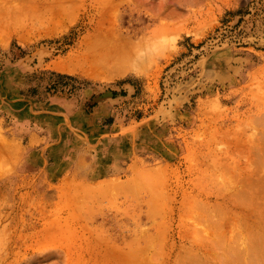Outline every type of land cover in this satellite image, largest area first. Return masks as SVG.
<instances>
[{
	"label": "rangeland",
	"instance_id": "rangeland-1",
	"mask_svg": "<svg viewBox=\"0 0 264 264\" xmlns=\"http://www.w3.org/2000/svg\"><path fill=\"white\" fill-rule=\"evenodd\" d=\"M108 55L98 78L56 65ZM263 140L264 0H0V264L260 253Z\"/></svg>",
	"mask_w": 264,
	"mask_h": 264
},
{
	"label": "bare ground",
	"instance_id": "bare-ground-1",
	"mask_svg": "<svg viewBox=\"0 0 264 264\" xmlns=\"http://www.w3.org/2000/svg\"><path fill=\"white\" fill-rule=\"evenodd\" d=\"M42 11H43V10H42ZM42 11H41V13H42ZM44 11H45V10H44ZM10 16H11V15H10ZM13 17H14V16H13ZM13 17H12L11 19H13ZM5 18L8 19L7 17H5ZM18 18H19L18 20H20V17H19V16H18ZM16 19H17V18H16ZM13 20H15V19H13ZM4 21H5V20H3V22H4ZM6 21H7V20H6ZM6 21H5V22H6ZM18 22H19V21H18ZM11 23H14V24L16 25L17 22L14 21V22H11ZM6 24H7V23H6ZM14 24H13V25H14ZM7 29H8V28H7ZM11 29H14V28H11ZM8 31H9V30H8ZM113 49H114V50H117L116 48H113ZM119 49H120V48H119ZM119 49H118V50H119ZM118 50H117V52L119 53L121 50H119V51H118ZM115 52H116V51H115ZM115 52H114L113 50H112V52H110V53L112 54V57H113V58H114V56H116V55L114 54ZM110 53H108V54H110ZM125 54H126V53H125ZM121 55H122V54H121V52H120V56H121ZM109 57H110V55H108V57L106 56V57H104V58H100V60H99V58H98V59L96 58L97 61H96V60H95V61L93 60V61H91V62H89V63L87 62L88 64H86L84 61L81 62L83 59H82L81 61L78 60V61L75 62V63L73 62V60H71L73 63H70V62H71V61H70V62H68L69 64H64V61H62L63 63L58 62V63H60V64L57 63L56 65H57L58 67H57L56 65H55V67H57V68H59V70H63V71L77 72L78 69H80V70L83 69V70H84V67L86 66V67H89V69H90V71H87V73H88V72H92V74L96 77V74H98V72H99L100 70H101V72H102V70L106 68V67H104L105 64L107 63V59H106V58H108V60H110ZM112 57H111V60L114 62V60H113ZM125 57H126V55H125ZM116 58H117V57H116ZM118 58H119V55H118ZM118 58H117V60H118ZM70 59H71V58H69V60H70ZM78 59H79V58H78ZM94 59H95V57H94ZM105 59H106V60H105ZM114 59H115V58H114ZM119 59H121V61L117 64V68H118V69H122V65H124V64L121 63L123 58H119ZM125 59H126L125 62H127V61H128V60H127L128 58H125ZM125 59H124V60H125ZM76 60H77V59H76ZM84 60H85V58H84ZM98 60H99V61H98ZM111 60H110V61H111ZM124 60H123V61H124ZM85 61H86V60H85ZM88 61H89V60H88ZM110 61H109V62H110ZM112 61H111V62H112ZM125 62H123V63H125ZM84 64H86V65H84ZM110 64L113 65V63H110ZM106 65H107V64H106ZM128 65H129V63H128ZM128 65H126V66L128 67ZM113 66H115V64H114ZM109 67L111 68V66H109ZM129 67H130V66H129ZM129 67H128V68H129ZM107 68H108V67H107ZM107 68L105 69L106 71H108V69H110V68H108V69H107ZM112 68H113V67H112ZM112 68H111V69H112ZM123 68H124V67H123ZM128 68H125L124 70L127 69V71L129 72V69H128ZM114 69H115V68H114ZM114 69H113V70H114ZM105 70H104V71H105ZM113 70H112V71H113ZM124 70H122V71L119 73V75H120V74H123V75H124L125 72H127V71H124ZM106 71H105V72H106ZM110 71H111V70H110ZM123 71H124V72H123ZM114 72H115V71H114ZM84 73H85V72H84ZM108 73H109V71H108ZM89 75H90V74H89ZM115 75H116V73L114 74V76H115ZM85 76H86V75H85ZM94 76H93V77H89V78H95ZM116 76H117V75H116ZM96 78H98V77H96ZM263 141H264V140H263ZM263 141H262V146H263V147L261 146V149H262V150L264 149V142H263ZM256 142H257V141H255V143H256ZM244 143H245V142H244ZM247 143H248V142H247ZM258 144L260 145L261 142H260V143L258 142ZM0 146H1V145H0ZM252 147H255V146L252 145ZM252 147L250 146V148H252ZM258 148H259V147H258ZM258 148H256V149L253 148V150L256 151ZM4 149H5V148H4ZM14 149H15V147H14ZM235 149H236V148H235ZM261 149H259V150H257V151H260ZM253 150H252V152H253ZM262 150H261V151H262ZM257 151H256V152H257ZM261 151H260V152H261ZM252 152H250V153H252ZM263 152H264V150L261 152V154H262ZM2 153H4V151H3ZM253 154L255 155V153H253ZM258 154H260V153H258ZM258 154L256 153L257 156H258ZM261 154H260V156H261ZM1 155H2V154H1ZM1 155H0V156H1ZM254 155H253V156H254ZM260 156H259V157H260ZM254 158H255V159H254V161H255V160H256V156H255ZM257 158H258V157H257ZM260 158H261V157H260ZM263 158H264V153H263L262 159H263ZM262 159H261L260 162L263 161ZM257 160H258V159H257ZM257 160H256V161H257ZM245 161H246V160H245ZM215 166H216V165H215ZM217 166H218V165H217ZM157 167H158V166H157ZM155 168H156V167H155ZM155 168H154V169H155ZM216 168H217V167H216ZM157 169H158V168H157ZM159 169H160V168H159ZM254 169H255V167H254ZM152 170H153V168H152ZM155 171L157 172V170H155ZM155 171H154V172H155ZM161 171H162V170H161ZM159 172H160V171H159ZM159 172H158V173H159ZM163 172H164V171H163ZM257 172H258V171H257ZM260 172H261V171H260ZM158 173L156 174V176L158 175L156 178H157V180H159V181H158V183H159V182H160V178H161V176H160L161 173H160V174H158ZM256 175H257V174H256ZM263 175H264V174H263ZM263 175H262V177H264ZM159 176H160V178H159ZM244 176L246 177V175H244ZM244 176H243V177H244ZM245 177H244V179H245L244 181H246V180L249 181V178L251 179V177H248V175H247L248 178H245ZM158 178H159V179H158ZM162 178H163V177H162ZM163 179H165V178H163ZM253 179H254V177H253ZM253 179H252V180H253ZM255 179H256V178H255ZM260 179H262V178H260ZM165 180H166V179H165ZM240 180H241V178H240ZM257 180H258V179H257ZM263 180H264V178H263ZM263 180H262V181H263ZM250 181H251V180H250ZM253 181H254V180H253ZM253 181H252V182H253ZM260 181H261V180H260ZM161 182L163 183L162 179H161ZM161 182H160V183H161ZM225 182H226V181H225ZM242 182H243V181H242ZM255 182H256V184L253 183L255 186L258 185L261 189L263 188V187H261L260 184H258L259 181H258V182L255 181ZM162 183H161V184H162ZM232 183H233V182H232ZM236 183H237V182H236ZM259 183H260V182H259ZM223 184H224V182H223ZM246 184L248 185V188H247V189H249V190L246 191L245 193H247V192H249L250 190H252V189L249 188L250 186H252V183H251L250 185H249V182L246 183ZM114 185H115V184H114ZM114 185H113V186H114ZM116 185H117V184H116ZM157 185H158V184H157ZM163 185H164V183H163ZM163 185H162V186H163ZM247 185H245V186L247 187ZM110 186H112V184H111ZM155 186H156V185H155ZM158 186H159V185H158ZM158 186H157V187H158ZM227 186H228V185H227ZM233 186H234V185H233ZM245 186H243L242 188L245 189V188H246ZM258 186H256V188H258ZM197 187H198V186H197ZM229 187H230V186H229ZM234 187H235V186H234ZM161 188H162V187H161ZM232 188H233V187H232ZM252 188H254V187H252ZM256 188H255V189H256ZM86 189H87V188H86ZM112 189L114 190V189H115V186H114ZM153 189H154V188H153ZM157 189H158V188H157ZM226 189H227V188H226ZM255 189H254L253 191H255ZM258 189H259V188H258ZM118 190H119V189H118ZM151 190H152V189H151ZM151 190H150V191H151ZM162 190H163V189H162ZM215 190H216V189H215ZM215 190H214V191H215ZM219 190H220V189H219ZM239 190H241V191H240L241 194L244 193V191H242V189H239ZM262 190H263V189H262ZM85 191H89V190H85ZM85 191H84V192H85ZM155 191H156V190H155ZM204 191H205V189H204ZM257 191H258V190H257ZM158 192H159V191H158ZM158 192H157V193H158ZM161 192H162V191H161ZM260 192H261V191H260ZM260 192H259V193H260ZM164 193H165V192H164ZM232 193H233V192H232ZM236 193H238V191H237ZM245 193L243 194L242 199L240 198V199H241V202H242V203L239 202L240 205L243 204V202H246V201H242L243 199L248 201V198H251V197H248V195H246ZM253 193H254V192H253ZM253 193H252V194H253ZM263 193H264V192H263ZM149 194H150V192H149ZM151 194H152V193H151ZM220 194H221V193H220ZM241 194H240V196H242ZM160 195H161V194H160ZM162 195H163V194H162ZM233 195L237 197L236 194H233ZM245 195L247 196V198L245 197ZM257 195H260L259 197H260V199L262 200V202L264 203V201H263V199H262V197H264V195H262V193L257 194ZM257 195H255V196H257ZM167 196H168V195L166 194L165 197H167ZM216 196H217V195H216ZM216 196H215V197H216ZM228 196H229V195H228ZM250 196H251V195H250ZM252 196H254V195H252ZM255 196H254V197H255ZM159 197H160V196H159ZM163 197H164V195H163ZM220 197H221V196H220ZM222 197H223V196H222ZM225 197H226V196H225ZM244 197H245V198H244ZM254 197H252V198H253L252 200H256V199H258L257 197H256V198H254ZM231 198H233V197H231ZM234 198H235V197H234ZM161 199H162V198H161ZM164 199H165V198H164ZM164 199H163V200H164ZM224 199H225V198H224ZM260 199H258V200H260ZM168 200H169V199H168ZM199 200H200V199H199ZM215 200H216V199H215ZM250 200H251V199H250ZM261 200H260V201H261ZM155 201H156V199L153 200L152 202H154V204H156ZM169 201H170V200H169ZM233 201H235V200H233ZM160 202H161V201H160ZM193 202H194V199H193ZM195 202H196V201H195ZM201 202H202V201H201ZM219 202H220V201H219ZM235 202H237V201H235ZM249 202H250V201H249ZM249 202H248V203H249ZM253 202H254V203H253L252 205H250V207H252V206L255 204L256 201H253ZM198 203H199V201H198ZM198 203H196V204H198ZM239 203H238V205H239ZM246 203H247V202H246ZM257 203H258V201L256 202V204H257ZM154 204H152V205L155 206ZM162 204H163V203H162ZM194 204H195V203H194ZM196 204H195V205H196ZM201 204H202V203H201ZM201 204H199V205H201ZM205 204H206V203H205ZM213 204H214V203H213ZM256 204H255V205H256ZM139 205H140V204H139ZM139 205H138V206H139ZM152 205H151V206H152ZM160 205H161V204H160ZM160 205H159V206H160ZM199 205H198V206L196 205L197 208L199 207ZM218 205H219V204H217V206H218ZM220 205H221V204H220ZM244 205H245V204H244ZM247 205H248V204H247ZM255 205L252 207V209H249V208H248V209L251 210V211L253 212V211H255L254 208L256 207V209H258V211H260L259 208H261V207L264 206L263 204H262V205L260 204L261 207H258V206H257L258 204H257L256 206H255ZM156 206H158V205H156ZM182 206H183V205H182ZM201 206L204 207V203H203ZM201 206H200V208H201ZM248 206H249V205H248ZM160 207H162V205H161ZM160 207H159V208H160ZM219 207H220V206H219ZM219 207H218V208H219ZM244 207H245V206H244ZM244 207H243V208H244ZM150 208H151V207H150ZM152 208H154V207H152ZM156 208H157V207H156ZM207 208H208V206H207ZM240 208H241V206H240ZM245 208H247V207H245ZM263 208H264V207H263ZM263 208H262V209H263ZM203 209H204V208H203ZM203 209H202V210H203ZM241 209H242V208H241ZM162 210H163V207H162ZM202 210H201V211H202ZM205 210H206V208H205ZM213 210H214V209H213ZM215 210H216V208H215ZM220 210H221V209H220ZM226 210H227V209H226ZM239 210H240V209H239ZM246 210H247V209H246ZM148 211H149V210H148ZM148 211H147V212H148ZM236 211H237V210H236ZM158 212H159V210H158ZM223 212H224V210H223ZM223 212H222V213H223ZM252 212H251V213H252ZM201 213H202V212H201ZM201 213H200V214H201ZM216 213H217V212H216ZM230 213H231V212H230ZM232 213H233V212H232ZM239 213H241V212H239ZM251 213H250V214H251ZM254 213H255V212H254ZM256 213H257V211H256ZM256 213H255V214H256ZM262 213H264V209H263ZM206 214H207V213H206ZM219 214H220V213H219ZM225 214H226V213H225ZM243 214H244V212H243ZM148 215H149V214H148ZM154 215H155V214H154ZM233 215H234V213H233ZM246 215H247V214H246ZM150 216H151V215H150ZM152 216H153V215H152ZM201 216H202V215H201ZM213 216H214V215H213ZM216 216H218V214H216ZM221 216H222V215H221ZM239 216L241 217L242 214H239ZM247 216H249V214H248ZM247 216H246V217H247ZM263 216H264V215H263ZM228 217H229V216H228ZM234 217H235V216H234ZM253 217H254V215H253ZM160 218H161V217H160ZM199 218H200V217H199ZM207 218H208V217H206L205 220H206ZM209 218H210V217H209ZM232 218H233V217H231V222H232V220H233ZM235 218H236V217H235ZM241 218H243V217H241ZM256 218H257V217H256ZM258 218H259V217H258ZM258 218H257V219H258ZM148 219H149V218H148ZM210 219H211V218H210ZM218 219H220V218H218ZM218 219H217V220H218ZM225 219H226V218H225ZM243 219H244V218H243ZM243 219H242V221H243ZM246 219H248V218H246ZM251 219H252V216H251ZM254 219H255V218H254ZM200 220H201V219H200ZM217 220H216V221H217ZM221 220H222V219H221ZM221 220H220V221H221ZM235 220H236V219H235ZM207 221H208V219H207ZM216 221H215V222H216ZM222 221H223V220H222ZM228 222H229V221H228ZM235 222H236V221H235ZM238 222H239V221H237V223H238ZM244 222L246 223V221H244ZM153 223H154V222H153ZM155 223H156V222H155ZM159 223H160V222H159ZM163 223H164V222H163ZM185 223H186V222H185ZM233 223H234V222H233ZM259 223H260V222H259ZM262 223H263V222H262ZM160 224H161V223H160ZM182 224H183V223H182ZM215 224H216V223H215ZM235 224H236V223H235ZM240 224H241V223H240ZM240 224L238 223V226H239ZM249 224H250V223H249ZM162 225H163V224H162ZM227 225H229V224H227ZM247 225H248V224H247ZM247 225H246V226H247ZM150 226H151V225H150ZM180 226H181V224H180ZM184 226H185V225H184ZM217 226H220V225H217ZM217 226H216V227H217ZM140 227H141V226H140ZM181 227H182V226H181ZM213 227H214V226H213ZM213 227H212V228H213ZM230 227H233V226H230ZM230 227H228V228H230ZM235 227H236V226H235ZM239 227H241V226H239ZM244 227H245V226H244ZM260 227H261V226H260ZM159 228H160V227H159ZM162 228H163V227H162ZM222 228H223V227H222ZM222 228H221V229H222ZM241 228H242V227H241ZM261 228L263 229V227H261ZM163 229H164V228H163ZM170 229H171V228H170ZM196 229H197V228H196ZM217 229H218V228H217ZM223 229H224V228H223ZM248 229H249V228H248ZM253 229H254V228H253ZM189 230H190V229H189ZM192 230H193V229H191V231H192ZM194 230H195V228H194ZM197 230H198V229H197ZM203 230H204V229H203ZM208 230H209V229H208ZM211 230H212V229H210V231H211ZM218 230H219V229H218ZM241 230H242V229H241ZM243 230L245 231L246 229H243ZM249 230H250V229H249ZM133 231H134V230H133ZM159 231H160V229H159ZM168 231H169V230H168ZM185 231H186V230H185ZM195 231H196V230H195ZM201 231H202V230H201ZM204 231H206V229H205ZM204 231H202V232H204ZM219 231H220V230H219ZM234 231H235V230H234ZM237 231H238V230H237ZM137 232H138V231H137ZM164 232H165V231H164ZM186 232H187V231H186ZM207 232H208V231H207ZM207 232H206V234L209 233V232H208V233H207ZM216 232H217V230H216ZM224 232H225V231H224ZM245 232H246V231H245ZM255 232H256V231H255ZM255 232H254V233H255ZM134 233H135V231H134ZM145 233H146V232H145ZM166 233H167V232H166ZM184 233H185V232H184ZM232 233H233V228H232ZM235 233H236V232H235ZM254 233H253V235H254ZM263 233H264V232H263ZM140 234H141V233H140ZM158 234H159V233H157V236L160 235V234H159V235H158ZM182 234H183V233H182ZM186 234H187V233H186ZM193 234H194V232H193ZM196 234H197V233H196ZM202 234H203V233H202ZM206 234H205V236H206L207 238H209L210 236L208 237ZM214 234H215V233H214ZM214 234H213V235H214ZM220 234H221V232H220ZM249 234H250V232H249ZM154 235H155V234H154ZM167 235H168V234H167ZM190 235H191V234H190ZM243 235H244V234H243ZM243 235H242V236H243ZM246 235H247V234H246ZM251 235H252V234H251ZM259 235H260V234H259ZM263 235H264V234H263ZM263 235H262V236H263ZM138 236H139V235H138ZM148 236H149V235H148ZM184 236H185V235H184ZM184 236H183V237H184ZM188 236H189V234H188ZM193 236H194V235H193ZM195 236H196V235H195ZM214 236H215V235H214ZM221 236H222V234H221ZM224 236H225V235H224ZM224 236H223V237H224ZM232 236H233V235H232ZM239 236H240V235H239ZM239 236H238V237L235 236V237H236V238H239ZM262 236H261L260 238H262V240H264V237H262ZM151 237H153V236L151 235ZM151 237H150V240L152 241ZM161 237H162V236H161ZM186 237H187V236H186ZM197 237H198V236H197ZM206 237L204 238V236H203L202 238H204V239L206 240ZM219 237H220V236H219ZM225 237H226V236H225ZM255 237H256V236H255ZM141 238H142V237H141ZM198 238H200V237H198ZM202 238H201V240H203ZM210 238H211V237H210ZM210 238H209V240L211 241ZM215 238H217V237H215ZM221 238H222V237H220V238H218V239H219L220 242H221V240H222V242H223V241H224V240H223L224 238H223V239H221ZM228 238H230V236H229ZM243 238H244V237H243ZM252 238H253V237H252ZM256 238H257V237H256ZM136 239H137V238H136ZM154 239H155V238H154ZM163 239H164V238H163ZM187 239H188V237H187ZM191 239H192V238H191ZM191 239H190V240H191ZM196 239H197V238H196ZM212 239H213V237H212ZM218 239H216V242H215V243H217V244L219 243ZM220 239H221V240H220ZM240 239H241V237L239 238V240H240ZM104 240H105V239H104ZM109 240H110V239H109ZM145 240H146V239H145ZM194 240H195V239H194ZM205 240H204V241H205ZM209 240H208V241H209ZM230 240L233 241L232 238H231ZM230 240H229V241H230ZM250 240H251V239H250ZM256 240H257V239H254V241H256ZM262 240H261V243H262ZM111 241H112V240H111ZM157 241H158V239H157ZM208 241H207V242H208ZM217 241H218V242H217ZM225 241H226V238H225ZM240 241H241V240H240ZM245 241H247V239L244 240V244L246 243ZM252 241H253V240H252ZM254 241H253V242H254ZM257 241H258V240H257ZM193 242H195V241H193ZM198 242H199V239H198ZM211 242H212V244H214L213 241H211ZM211 242H209V243H211ZM222 242H221V243H222ZM248 242H249V241H248ZM248 242H247V243H248ZM137 243H138V242H137ZM145 243H146V242H145ZM150 243H151V242H150ZM205 243H206V242H205ZM251 243H252V242H251ZM257 243H258V242H257ZM261 243H260V244H261ZM263 243H264V241H263ZM109 244H110V243H109ZM128 244L131 245V242L129 241V242L127 243V245H128ZM143 244H144V243H143ZM192 244H193V243H192ZM228 244H229V243H228ZM235 244H236V243H235ZM252 244H253V243H252ZM255 244H256V243H255ZM260 244H258V245H259V248H260ZM81 245H82V244H81ZM138 245H139V243H138ZM214 245H215V244H214ZM219 245H220V244H219ZM262 245H264V244H262ZM262 245H261V248H262ZM128 246H129V245H128ZM140 246H141V245H139L138 247H140ZM161 246H162V245H161ZM184 246H185V245H184ZM207 246H208V245H207ZM212 246H213V245H212ZM242 246H243V245H242ZM245 246H246V250H245V253H246V251H247L248 248H247V245H246V244H245ZM252 246H254V244H253ZM255 246H256V245H255ZM89 247H90V246H89ZM97 247H98V246H97ZM97 247H96V248H97ZM126 247H127V246H126ZM138 247H137V248H138ZM143 247H145V246H143ZM158 247H159V245H158ZM196 247H198V246H196ZM209 247H210V246H209ZM228 247H229V246H228ZM248 247H250V246H248ZM256 247H258V246H256ZM130 248H131V250H132V247H128V250H127L128 252H129V249H130ZM135 248H136V247H135ZM137 248L134 249V251H136ZM140 248H141V247H140ZM145 248H146V247H145ZM145 248H144V249H145ZM160 248H161V247H160ZM184 248H185V247H184ZM184 248H183V249H184ZM210 248H211V247H210ZM220 248H221V247H220ZM223 248H224V247H223ZM243 248H244V247H243ZM83 249H84V248H83ZM87 249H88V248H86V250H87ZM89 249H90V248H89ZM89 249H88V250H89ZM141 249H142V248H141ZM148 249H149V248H148ZM183 249H182V250H183ZM203 249H204V248H203ZM226 249H227V248H226ZM231 249H232V248H231ZM244 249H245V248H244ZM257 249H258V248H257ZM88 250L86 251V253L90 251V250H89V251H88ZM109 250H110V249H109ZM109 250H108L107 252H109ZM138 250H139V249H138ZM195 250H196V249H195ZM224 250H225V249H224ZM233 250H235V249L233 248ZM236 250H237V249H236ZM236 250H235V254L237 253V256L234 255V254H232V252H231V254L234 256L235 259L238 257V259L240 260L239 257H240V255H241L242 253L239 252V249L237 250L238 252H236ZM261 250H262V249H261ZM261 250L259 249V251H261ZM81 251H82V249H81ZM98 251H99V250H97V252H98ZM104 251H105V250H104ZM110 251H111V250H110ZM132 251H133V250H132ZM140 251H141V250H140ZM142 251H143V250H142ZM166 251H167V250H166ZM180 251H181V250H180ZM188 251H189V250H188ZM191 251H193V249H191ZM191 251H189V252H191ZM208 251H209V250L206 249V252H208ZM211 251H212V250H211ZM211 251H210V254L212 253ZM227 251H228V250H227ZM241 251H242V250H241ZM248 251H250V250H248ZM248 251H247V253H246V255H245V258H248V257H249V260H248L249 263H251V264H264V253H262V252H264V249H263V251H261L260 253H258V251H257L255 248H253L252 252H250V253H249ZM72 252H73V251H72ZM82 252H83V251H82ZM82 252H80V253H82ZM93 252H94V250H93ZM101 252H102V250H101ZM112 252H113V251H112ZM137 252H138V251H137ZM144 252H145V251H144ZM153 252H155V251H153ZM199 252H200V251H199ZM220 252H222V251H220ZM242 252H244V250H243ZM83 253H84V252H83ZM118 253H119V252H118ZM121 253H122V252H121ZM121 253H120V254H121ZM132 253H133V252H132ZM132 253H130V254H132ZM138 253H140V252H138ZM146 253H147V252H146ZM192 253H193V252H192ZM197 253H198V252L195 251V253H193L192 255L196 254L195 256H197L196 258H198V261H196L197 259H194L195 261H192V262H195V263H196V262H200V261H202L203 256H202V258H201L199 255H197ZM200 253H201V252H200ZM202 253H203V252H202ZM229 253H230V252L226 253L225 256L229 255ZM233 253H234V252H233ZM239 253H241V254L239 255ZM245 253H244V254H245ZM57 254H58V253H57ZM76 254H77V252H76ZM91 254H93V253H91ZM91 254H90V255H91ZM102 254H103V253H102ZM102 254H100V255L102 256ZM127 254H129V253H127ZM134 254H135V252H134ZM134 254H133V255H134ZM180 254H181V253H180ZM180 254H179V255H180ZM187 254L189 255L190 253L187 252ZM198 254H199V253H198ZM203 254H204V253H203ZM206 254H207V253H206ZM231 254H230V256H231ZM244 254H242V255H244ZM64 255H65V254H64ZM78 255H79V253H78ZM81 255H82V254H81ZM81 255L78 256V257H81ZM83 255H84V254H83ZM94 255H95V254H94ZM96 255H97V254H96ZM96 255H95V256H96ZM100 255H99V257L101 258ZM109 255H110V254H109ZM121 255H122V254H121ZM141 255H142V254H141ZM144 255H145V254H144ZM208 255H209V254H208ZM218 255H219V254H218ZM65 256H66V255H65ZM104 256L106 257V255H104ZM107 256H108V255H107ZM111 256H112V255H111ZM128 256H129V255H128ZM128 256H127V257H128ZM135 256H136V255H134V257H135ZM146 256H148V255H146ZM164 256H165V255H164ZM190 256H191V255H190ZM198 256H199V257H198ZM220 256H222V255H220ZM233 256L230 257V258H232V260L234 259ZM88 257H89V256H88ZM88 257H87V258H88ZM108 257H109V256H108ZM130 257H131V255H130ZM137 257H138V256H137ZM137 257H136V259H137ZM179 257H180V256H179ZM181 257H182V256H181ZM204 257H206V256H204ZM213 257H214V256H213ZM106 258H107V257H106ZM106 258H105V259H106ZM140 258H141V257H140ZM153 258H154V256H153ZM193 258H194V257H193ZM207 258H208V256H207ZM216 258H217V256H216ZM227 258H229V257L227 256ZM227 258H226V257H225V259L222 258V261H223V259L227 261V260H228ZM242 258H243V257H242ZM84 259H85V258H84ZM101 259H102V258H101ZM105 259H103V260L105 261ZM108 259H109V258H108ZM112 259H113V258H112ZM132 259L134 260L133 256H132ZM136 259H135V260H136ZM141 259L144 260L143 257H142ZM186 259H187V258H186ZM186 259H185V260H186ZM188 259H189V258H188ZM199 259H200V261H199ZM203 259H204V258H203ZM235 259L233 260V261H234V264H235ZM79 260H80V258H79ZM103 260H102V261H103ZM113 260H114V259H113ZM113 260H111V262H112ZM127 260H128V258H127ZM135 260H134V261H135ZM139 260H140V259H139ZM139 260H137V261L139 262ZM145 260H146V258H145ZM150 260H151V259H150ZM176 260H177V259H176ZM176 260H175V261H176ZM179 260H181V259H179ZM182 260H183V259H182ZM220 260H221V259H220ZM232 260H231V261H232ZM239 260L237 261L238 263H239V262H242L241 260H240V261H239ZM85 261H87V260H85ZM130 261H131V263H132L131 258H130ZM137 261H136V262H137ZM187 261H188V260H187ZM244 261H245V260H244ZM244 261H243L242 263H244ZM246 261H247V260H246ZM246 261H245V263H246ZM114 262H115V261H114ZM128 262H129V261H128ZM136 262H133L132 264H138V262H137V263H136ZM188 262H189V264H192V262H191L190 259H189ZM190 262H191V263H190ZM259 262H260V263H259ZM103 263H104V262H103ZM119 263H120V262H119ZM119 263L115 262V264H119ZM126 263H127V262H126ZM139 263H140V262H139ZM161 263H162V262H161ZM178 263H180V262H178ZM195 263H193V264H195ZM202 263H203V262H201V264H202ZM245 263H244V264H245ZM247 263H248V262H247ZM249 263H248V264H249ZM129 264H130V263H129ZM140 264H141V263H140ZM196 264H199V263H196ZM206 264H207V263H206ZM236 264H237V263H236ZM240 264H241V263H240Z\"/></svg>",
	"mask_w": 264,
	"mask_h": 264
},
{
	"label": "trees",
	"instance_id": "trees-1",
	"mask_svg": "<svg viewBox=\"0 0 264 264\" xmlns=\"http://www.w3.org/2000/svg\"><path fill=\"white\" fill-rule=\"evenodd\" d=\"M58 77H60L61 79H71L70 77L66 76V75H59ZM54 85H57L58 84V81L53 83Z\"/></svg>",
	"mask_w": 264,
	"mask_h": 264
}]
</instances>
